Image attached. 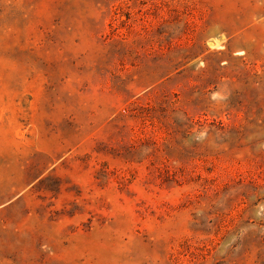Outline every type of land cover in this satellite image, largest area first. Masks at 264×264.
Wrapping results in <instances>:
<instances>
[{
  "label": "rangeland",
  "instance_id": "374dc122",
  "mask_svg": "<svg viewBox=\"0 0 264 264\" xmlns=\"http://www.w3.org/2000/svg\"><path fill=\"white\" fill-rule=\"evenodd\" d=\"M0 264H264V0H0Z\"/></svg>",
  "mask_w": 264,
  "mask_h": 264
}]
</instances>
